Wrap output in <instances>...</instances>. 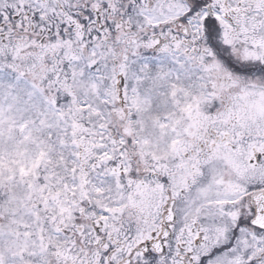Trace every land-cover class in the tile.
Wrapping results in <instances>:
<instances>
[{
	"label": "snow or ice",
	"instance_id": "obj_1",
	"mask_svg": "<svg viewBox=\"0 0 264 264\" xmlns=\"http://www.w3.org/2000/svg\"><path fill=\"white\" fill-rule=\"evenodd\" d=\"M0 264H264V0H0Z\"/></svg>",
	"mask_w": 264,
	"mask_h": 264
}]
</instances>
